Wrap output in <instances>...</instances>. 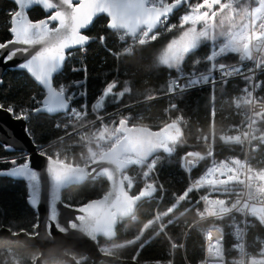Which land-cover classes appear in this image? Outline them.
I'll list each match as a JSON object with an SVG mask.
<instances>
[{
    "label": "snow or ice",
    "instance_id": "1",
    "mask_svg": "<svg viewBox=\"0 0 264 264\" xmlns=\"http://www.w3.org/2000/svg\"><path fill=\"white\" fill-rule=\"evenodd\" d=\"M14 2L18 10L10 13L9 28L13 39L0 43V49H8L9 45L27 46L9 50L4 57V63L19 53L24 60L17 67L26 70L43 86L42 98L39 100L33 98L36 106L32 108L31 113L63 114L69 118V123L75 120L82 128L90 129L84 134L77 133L86 149V154L84 152L80 154L82 163L68 161L70 147L65 151L63 158L60 152L47 154L43 146L36 149L47 161L44 174L50 186V195L49 215L45 221L46 230L51 229V222H56V228L61 233L75 230L95 242H98V237L111 240L116 236L118 226L126 217L135 219L134 213L139 202L155 197L158 188L152 177L156 174L157 166L164 163L165 157L162 154L171 158L177 146L183 142L182 114L176 115L174 119L170 118V122L164 123L155 131L134 119L131 115V105L128 104L115 108L112 113H105L103 116L99 114L106 101L119 105L125 94L131 92L126 80L122 90L116 92L114 89L117 87V80L106 84L91 106L92 112L96 113L95 120L86 119L89 111L86 103L81 104L79 108L71 104L77 95L87 94L86 87L79 93L72 91L73 88H80L86 83V66L83 68L85 72L83 81H72L69 84L57 82L56 86H53L54 76L62 73L66 61L73 55L70 50L79 48L84 51L85 46L96 39L84 34L82 30L88 29L95 19L102 16L108 18L107 27L117 34L120 43L130 38L121 52L113 53L117 58L122 54H134L140 46L157 40L162 32H173L174 29L178 31V35H173L155 56V63L169 70L166 84L160 86L162 95L182 99L188 90L208 85L210 101L214 102L218 85L219 90L223 91L230 78L241 77L245 81V86L241 90L243 94L235 97L234 103L237 108L244 109L243 119L234 125L236 134L221 135L219 139L224 144L241 146L247 144L254 151L258 146H254L253 141L264 144V131L257 127L258 123L264 122V95H254L264 85V81L256 79L257 70H264V0H171V2L56 0L55 3L53 0H14ZM32 6H42L45 11H54L44 19L33 20L28 15ZM177 9H182L178 24L169 23L170 16ZM99 42L104 45L105 37L100 36ZM204 44L208 45L207 54L191 59L185 70V62ZM229 56H235L237 59H226ZM202 64L204 67H200ZM72 70L81 69L74 67ZM173 70L175 76L172 75ZM155 98L151 95L145 97L147 100ZM3 107L0 105V108ZM125 108L129 110L128 114L124 113ZM168 110H175L178 113L181 111L177 103H171L166 111ZM8 111L11 113L15 110L9 107ZM211 117L214 122L216 118L214 104ZM16 118L26 120L28 115L20 112ZM96 121H99V126L96 125ZM56 126L60 127V124ZM67 126L66 124L65 128ZM215 139L214 134L210 142L208 136L203 137L208 145L206 154L189 151L181 157L180 166L189 174L200 161L212 159L203 173L191 181L183 194L177 197L176 202L162 215L167 216L173 212L181 201L190 200L189 193L194 190L199 192L203 188L210 189L208 194L200 196L195 202L198 205L203 201L204 204L203 211L197 209L199 217L202 220L212 218L213 221L206 231V255L200 264H264V241H260L258 248L253 245L246 246L245 243L248 230L255 227L254 222L264 226V160L256 161L258 167H254L247 159L242 161L236 157L216 160L213 158ZM2 146L15 150L14 146L8 143ZM0 162L11 165L10 168L0 171V175L24 178L28 181L29 203L34 207L38 206L41 203V173L30 166L27 157L22 158L19 163L15 158ZM130 168H133L136 175L128 174ZM88 177L93 179L106 177L110 183L109 190L99 198L90 199L75 208L71 204H63L61 191L70 185L83 182ZM137 177L144 182V186L133 193ZM162 188L160 185V189ZM212 193H217L216 198H209ZM57 203H62L64 208L72 209L74 212L64 224L58 221ZM160 219L161 214H157L144 225L135 240L128 243L140 240L144 231ZM215 221L224 222L225 227L230 229L228 234L234 240L230 246H226L225 227H221ZM172 223L173 221L169 219L167 224H161L159 232H163ZM32 227L39 228L40 223L37 222ZM159 232L156 234L159 235ZM147 242V240L142 242L139 248L143 249ZM123 247L124 244H113L112 247H101L100 251L105 256L113 257L117 254L116 250ZM176 247V243L173 242L172 249ZM136 255H139V251ZM135 259L136 256H133V260ZM34 260L35 258L33 264ZM76 264H81V261L77 260ZM156 264H160V261H156ZM168 264H171L170 260Z\"/></svg>",
    "mask_w": 264,
    "mask_h": 264
},
{
    "label": "trees",
    "instance_id": "2",
    "mask_svg": "<svg viewBox=\"0 0 264 264\" xmlns=\"http://www.w3.org/2000/svg\"><path fill=\"white\" fill-rule=\"evenodd\" d=\"M183 7V6H182ZM17 10L15 3L10 0H0V43L11 40L13 34L9 31L11 26L10 13ZM182 9L177 10L170 16L169 23H177ZM30 18L33 20L45 17L44 10L39 7H33L29 11ZM108 18L102 16L97 18L94 24L88 29L87 34L95 37L86 47L85 55L78 50L75 62L79 65L85 62L87 66V93L89 103H95L101 91L106 84L110 83L115 77L118 80L115 90L120 91L123 88L124 81L128 82L131 92L126 93L120 100L119 105L105 102L101 113L112 111L117 107L128 104L131 105V115L138 122L145 126L151 127L154 131L158 130L169 118L182 114L184 122L182 129L184 131L185 141L177 146L176 152L171 158H167L166 154L164 163L157 166V173L162 186L165 189L162 200L159 202L161 190L155 193V197L151 200H142L138 203L134 213L135 219L132 217L125 220L118 226L117 234L114 239L107 240L100 238L101 247H110L113 244H124L125 247L117 249V256L122 259L132 260L136 256V261L143 263L144 261L166 260L172 252V243L175 242L179 247L174 249V264H196L204 255V239L202 229H191L186 235L188 226L191 222L199 217L197 209L203 211V205L196 204V196L189 193L190 200L181 201L179 205L164 217V222L171 219L172 224L168 225L166 233L159 232L157 225L153 224L146 229L140 240L135 243H128L135 240L140 230L154 216L155 209L161 212H167L176 198L183 194L189 186L186 173L180 168L181 157L189 151H201L206 154L207 148L204 146L194 147L187 144L196 134H206L210 137L215 135L216 146L213 147L214 157L216 160L228 157H236L243 159L244 151L239 145L224 144L220 141L221 135H233L232 130L226 132V129L238 122V118L234 113L233 99L242 93L245 86L243 79H234L228 81V84L215 94L214 102L210 101V87L195 88L187 91L182 99H176L174 96L162 95L160 86L166 84L169 70L155 63V56L167 44L169 38L178 32H162L155 41H151L145 46L134 52L132 55L122 54L119 58L111 53L108 49L121 52L124 43H120L117 34L107 27ZM105 36V43L99 42L100 36ZM208 52V45L204 44L193 57L185 62V70L191 63V59L204 56ZM226 59L236 60L235 56H229ZM66 64V63H65ZM200 67H204L202 64ZM172 72L175 73L173 70ZM84 72L82 70L72 72L67 66L62 73L56 75L54 83L57 80L79 81L83 79ZM260 81H264V73L259 76ZM42 87L38 85L26 71L8 70L0 86V105L5 108H13L15 112L22 111L33 104V97H42ZM259 94L264 95V85L259 89ZM155 96V99L147 100V96ZM111 100V97L108 98ZM171 103H177L179 113L175 110H168ZM213 104L216 110V118L213 122L211 117V109ZM129 110L124 109V113L128 114ZM59 115H49L46 113L31 114L27 120L28 131L38 145H44L55 138L63 136L66 131L60 126L57 127V119ZM261 131H264V122L258 123ZM90 129H88L89 131ZM259 135V133H258ZM70 140L78 141L80 137L73 136ZM18 152H11L0 144V159L13 156ZM212 158L205 159L201 163V173L210 164ZM257 160H264V144L261 145L259 151L255 154L254 163ZM258 167V165L256 164ZM9 163L0 162V169H8ZM135 168V167H133ZM133 168L128 172H135ZM144 186V182L137 177L133 193L139 191ZM109 190V183L106 178L100 177L96 180H87L82 184L73 185L63 192V200L72 205H80L90 199H97L103 193ZM207 189L203 188V192ZM217 195V194H216ZM28 186L24 180L13 179L8 176H0V228L6 227L13 232H19L21 229L28 233L33 232V225L37 223V213L28 201ZM211 222H203L202 226L206 227ZM222 224V221H215ZM255 227L249 230V243L255 247H260V241H264V226L258 222H254ZM227 243H231V236L228 234L229 229L225 227ZM159 232V235L156 233ZM186 236V237H185ZM149 237H151L149 239ZM257 237L259 240H257ZM185 238V247L180 245ZM147 240L143 249L139 245ZM137 251L139 255L137 256ZM78 259L83 257V264H91V260L84 254L71 252ZM39 250L34 245H25L21 242L12 241L0 237V264H33V258H37ZM86 257V259H84ZM34 260V264H35ZM45 264H67L57 258L45 261ZM98 264H125L121 262L100 261Z\"/></svg>",
    "mask_w": 264,
    "mask_h": 264
},
{
    "label": "water",
    "instance_id": "3",
    "mask_svg": "<svg viewBox=\"0 0 264 264\" xmlns=\"http://www.w3.org/2000/svg\"><path fill=\"white\" fill-rule=\"evenodd\" d=\"M10 1L15 3L14 0H10ZM53 2L55 3L56 0H53ZM15 5L18 10V6L16 3ZM33 7H36V6H32L31 9ZM39 7L43 9L42 6H39ZM177 10H174V13ZM51 11H54V10H48V11L44 10L46 15H50ZM28 15H29V12H28ZM46 17L47 16L41 19H44ZM95 21L96 19L93 21V24ZM90 27L88 29H90ZM88 29H83L82 32L89 36V34H87ZM11 39H13V37ZM89 43L85 47H87ZM16 47H27V46L9 45L8 49H0V81H2V83H3V77L8 70L26 71L24 69L17 67V65L24 60V57L21 56L19 53L12 60L8 61L7 63H4V57L8 54V51ZM38 47L39 46H37V48ZM55 77L56 75L54 76V79ZM32 79L34 80V78ZM35 82L38 85H40L37 81ZM2 83H0V86L2 85ZM40 86L43 88L42 85ZM53 86H55V83ZM49 115L54 116V115H59V114H49ZM5 143H8L14 146L15 150L7 149L11 152L28 153L29 154L28 162L30 163V166L41 173V180H40L41 203L36 207L30 204L37 213V222L40 223V227L33 229V232L31 233H28L27 231L13 232L9 228L2 227L0 228V237L10 239L12 241L21 242L25 245L36 246L39 250V254L35 260V264H45V261L50 260L52 258H57L60 261H63L67 264H76V261L79 259L75 255H73L71 252L84 254L85 256H87L89 260H91V264H98L100 261L121 262L125 264H143L133 259L132 260L122 259L117 255L113 257L105 256L103 252L100 251L101 246H100L99 240L101 237H98V242H95V241H92L87 236H85L83 233H78L75 230H72L67 233H61L56 228V222H51L52 223L51 229L46 230L45 221L48 219V215H49V195H50V186L44 174V169L47 163L46 157L37 153L36 149L39 146L37 143H35V141L33 140V138L31 137L28 131L27 120L17 119L14 112L10 113L8 111V108L3 107V108H0V144L4 145ZM21 149H23V151H21ZM2 170H6V169H0V171ZM0 176H8V175H0ZM8 177H11V176H8ZM11 178L17 179V180H24L27 183L28 195H29L30 188H29L28 181H26L24 178H16V177H11ZM99 178L100 177L93 179L92 177H88L79 184H82L87 180H96ZM79 184H75V185H79ZM71 186L73 185H70L69 187ZM109 187H110V183H109ZM64 190H62L60 193L61 201H63V204H69L63 200ZM63 204L57 203V210L59 212L58 221L61 224H64V222L66 221L68 217H71L74 215V212L72 211V209L64 208ZM72 206L73 208H75V207H78L79 205H72ZM13 233H19V235L14 236ZM32 233H39V235H30ZM114 238L115 237H113L112 239ZM81 264L83 263L81 262Z\"/></svg>",
    "mask_w": 264,
    "mask_h": 264
},
{
    "label": "built area",
    "instance_id": "4",
    "mask_svg": "<svg viewBox=\"0 0 264 264\" xmlns=\"http://www.w3.org/2000/svg\"><path fill=\"white\" fill-rule=\"evenodd\" d=\"M169 2H171V0H169ZM129 40H130V38H127L126 41L124 42V45L127 44L129 42ZM78 50H80V49L79 48L71 49L70 51L73 53V55H72L71 59H69V60L66 61V66L72 72H75V71L72 70L74 67L77 68V69H81L83 71L84 66H86L85 62H82L79 65L75 62L76 55L78 53ZM85 53H86V47H85L84 51H81V54L85 55ZM111 53H114V52L111 51ZM248 63L250 64L251 62H248ZM262 73H264V70H260V69L257 70V76H256V79L257 80H259V76ZM172 75L175 76V73L172 72ZM216 75H218V73ZM84 78H85V72H84L83 79H81L79 81H83ZM61 79L62 78H59V80H57V82H62L64 84H69L70 82H72V81L61 80ZM114 79L117 80L116 77ZM167 79H168V75H167ZM234 79H242V78L241 77L230 78L229 81L234 80ZM117 83H118V80H117ZM207 86L208 85H202V86L197 87V88H202V87H207ZM85 87H86V91H87V80H86V83L85 84H83V85L80 86V88H73L72 91H76L77 93H79L80 91H83ZM193 89H195V88H193ZM41 93H42V91H41ZM242 94L243 93H241L240 95H242ZM240 95H238V96H240ZM254 95H260L259 94V90H258L257 93H254ZM165 96H167V95H165ZM238 96H236V97H238ZM35 98L37 100H39L42 97H40L38 95V96H35ZM85 103L89 107L88 116L86 117V119L87 120H95L96 119V113L92 112V110H91V106H92L93 103H89V101H88V93L86 94V96L77 95L76 98L71 102L72 106H75L77 108H79V106L81 104H85ZM232 103H233L232 105H233L234 113H235V115L238 118V122L236 124H234V125H237L243 119L242 113H243L244 109L237 108L236 105H235V103H234V99H233V102ZM35 106L36 105L33 102V104L31 106L27 107L26 109H24L22 111H19L17 113L14 111L15 116H17L20 112H23L25 115H28V118H29L31 116V114H32L31 113V110ZM41 107H42V105H41ZM113 111L114 110L107 111V112H103V113L99 112V114L103 116V115H105V113H112ZM105 119L107 120V117ZM171 119H174V117H172ZM26 120H28V119H26ZM56 121H57V124H60V126L66 131V133L63 136L58 137V138H55L52 141H50V142H48V143H46L44 145H38V146L39 147L40 146H43V148H44V150L46 151L47 154H53L55 152H60L61 158H63V156L65 155V151L70 147L71 148V151H70V154L68 155V161L74 162V163H82L81 160H80V154H81V152H84L86 154V149L83 147L82 142L80 140L74 141V140H70L69 138L70 137H73V136H79V135H77V133L84 134L88 130V128H82L80 126V123L77 122V121H75V120H72L71 123H69V118L65 117L63 114H61V117H58V119ZM166 122H170V118ZM66 124L68 125L67 128H65V125ZM96 125L99 126V121H96ZM182 125H183V122L181 124V127H182ZM234 125L229 126L226 129V132L225 133H227L230 130H232L233 135L236 134V132L234 130ZM257 127H259V124H257ZM257 135H258V133H257ZM204 136H208V135L202 134V133L201 134H196L191 141L187 142V144L190 145V146H194V147L204 146V147L208 148V145L203 140V137ZM208 137H209V142H210L211 139H212V137H210V136H208ZM61 138H63V139H61ZM184 141H185V139H184ZM253 145L254 146H258L255 151L253 150L252 147H250L247 144H245L243 146H241V145H239V146L244 151V157H243L242 161L245 160V159H247V160H249L253 164L254 167H257L256 164L254 163V157H255V154L261 148V145L262 144L259 141H253ZM215 146H216V143L213 145V147H215ZM192 152H196V151H192ZM198 152H201V151H198ZM201 154H204V153H201ZM24 157H27L29 159V154L26 153V152H18L17 154H15L13 156L5 157V158H2L0 160H2V161H10L11 159L15 158L17 160V162L19 163V162H21L22 158H24ZM203 161H200L199 164L197 165V167L194 168L190 174L187 173V172H185V170L183 168H181V166H180V168L186 173V176H187L188 184L189 185H190V183H191L192 180H195L199 175H201L203 173V172L201 173V163ZM4 163H7V162H4ZM180 165H181V162H180ZM10 167H11V165H10ZM133 167H135V166H133ZM137 171H142V170L137 169ZM128 174L129 175H136V172H133V173L132 172H128ZM152 179L156 181L157 188L160 189V185H162V183H161V181L159 179V176H158V173H157V169H156V174L152 177ZM160 190H161L162 193H161V196L159 198V202L162 200V197H163L164 192H165L164 187L162 189H160ZM209 191H210V189H207L206 192H203V189H201L199 192H197V191L194 190L192 193H194V195L196 196V198L198 200L200 198V196L205 195V194H208ZM216 194L217 193H212L209 198L210 199L216 198ZM221 198H223V197H221ZM201 203L204 206L203 201H201ZM163 213H165V212H161L158 209H155L154 216L151 219V220H153L156 217L157 214H161L160 221H158L157 223H155V225H157V227H158V230H159V227H160L161 224H166L164 222V217L165 216L162 215ZM206 221L211 222V223L213 222L212 221V218H208L207 220H202L200 217H198L197 219H195L193 222H191L189 224L188 229H187V232H186V235H187L188 232L191 229H198L199 231H201V229H202V235H203V239H204V255H203V257L196 264H200V262L205 258V255H206L205 248H206V243L207 242L205 240V235H206L207 229L209 228V226L211 224L210 223L206 227H203L202 226V223L203 222H206ZM218 225H220L221 227H224V225H222V224H218ZM249 230H248L247 236L245 237L246 246L250 245V243H249ZM229 231H230V229H229ZM163 233H166V230L165 229H164ZM225 233H226V230H225ZM231 239H232L231 243L228 244L227 243V240H226V235H225L226 246H230L234 242L232 236H231ZM171 243H173V241H171ZM110 247H112V246H110ZM177 247H179V246L177 245ZM180 247H182V248L185 247V238L183 239V243L180 245ZM249 250H251V249H249ZM169 260L171 261V264H174V249H172V252H171V255L169 256V259H166V260H155V261H144L143 264H156V261H160V264H168V261ZM188 264H191V263H188Z\"/></svg>",
    "mask_w": 264,
    "mask_h": 264
},
{
    "label": "rangeland",
    "instance_id": "5",
    "mask_svg": "<svg viewBox=\"0 0 264 264\" xmlns=\"http://www.w3.org/2000/svg\"><path fill=\"white\" fill-rule=\"evenodd\" d=\"M45 16H48V15L45 14ZM174 35H178V32H176ZM172 36H173V35H172ZM172 36L169 38V40L172 38ZM167 43H168V42H167ZM165 46H166V45H165ZM113 52H114V51H113ZM65 66H66V64H65ZM55 78H56V77H55ZM110 83H111V82H110ZM116 91H117V90L114 89V92H116ZM106 112H107V111H106ZM87 131H88V130H87ZM87 131H86V132H87ZM78 137H80V136H78ZM183 142H184V138H183ZM79 260L82 261V260H83V257L79 258Z\"/></svg>",
    "mask_w": 264,
    "mask_h": 264
},
{
    "label": "bare ground",
    "instance_id": "6",
    "mask_svg": "<svg viewBox=\"0 0 264 264\" xmlns=\"http://www.w3.org/2000/svg\"><path fill=\"white\" fill-rule=\"evenodd\" d=\"M76 49V48H75Z\"/></svg>",
    "mask_w": 264,
    "mask_h": 264
}]
</instances>
